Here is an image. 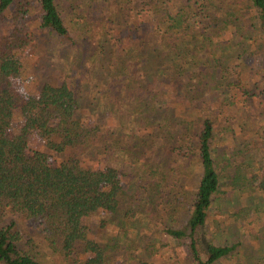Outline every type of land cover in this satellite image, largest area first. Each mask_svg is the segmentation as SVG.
Instances as JSON below:
<instances>
[{
  "label": "trees",
  "instance_id": "obj_1",
  "mask_svg": "<svg viewBox=\"0 0 264 264\" xmlns=\"http://www.w3.org/2000/svg\"><path fill=\"white\" fill-rule=\"evenodd\" d=\"M60 1L0 0V26L7 23L0 29V263L115 264L127 251L129 264H150L153 244L134 254L123 213L142 214L146 204L152 213L167 210L166 198L183 202L190 186L194 193L180 205L189 206L185 224H167L165 232L188 239L184 259L193 264L237 255L241 240L209 236L222 178L215 118L199 93L214 83L221 117L228 104L222 91L231 83L225 70H235L239 87L241 63L264 57V0H186L182 7L175 0H67L66 8ZM33 19L64 49L61 81L48 79L36 96L15 82L23 73L21 49L37 40ZM102 119L124 121L120 140L103 141ZM100 142L104 151L117 146L143 158L130 172L85 164L83 152ZM98 213L102 228L113 222L120 233L92 236L87 219ZM20 219L45 228L47 259L24 248Z\"/></svg>",
  "mask_w": 264,
  "mask_h": 264
},
{
  "label": "rangeland",
  "instance_id": "obj_2",
  "mask_svg": "<svg viewBox=\"0 0 264 264\" xmlns=\"http://www.w3.org/2000/svg\"><path fill=\"white\" fill-rule=\"evenodd\" d=\"M184 1L186 0H175L179 7H182ZM60 2L63 8L67 7V0ZM66 21L71 32L77 33L78 25L71 21L69 16L66 17ZM2 22L0 29L7 28L5 19ZM38 22L39 19L35 21L33 19L30 24V33L37 40H33L27 47L21 49L23 73L15 80L17 86L30 96H36L41 85L48 79L61 81L63 75L60 66L63 63L61 56L64 54V49H61L55 38L39 28ZM56 47L59 53L54 52L53 48ZM204 58L207 57L204 56ZM240 66L243 82L239 87L232 83L236 79L235 70H225V76L231 75L227 79V82L231 83L222 91V98L226 96L228 104L221 117L216 115L217 107L214 103L218 94L220 96V90L214 89V83H207L200 87L202 90L199 93L202 96L200 102L204 106L208 105V112L213 114L216 122L214 150L222 178V187L211 208L208 231L209 236L217 241L226 240L232 243L241 240V245L238 246L239 253L223 260L222 264H264V186L262 185L264 182V57H257L253 64L250 61H243ZM145 89L148 90V88ZM123 112L128 114L127 107ZM102 122H105L103 141L106 142L120 140L124 131L127 130V126L121 127L125 125L124 121L115 124L112 119H102ZM132 124L131 119L128 121V126ZM32 140L34 145L41 147V143L35 137ZM104 147L105 144L100 142L86 149L82 154L84 163L91 166L113 164L130 172L132 165L137 164V158L139 157V160L143 158V155L137 151L144 150L139 147H136L135 151L140 156L125 154L117 146L108 151H104ZM172 149L169 147L168 152L171 153ZM233 156L236 157L233 158ZM243 161L248 166L238 168V164ZM233 174L237 177L232 176ZM248 180L251 185L242 189L241 183ZM194 181L195 178H191L189 183ZM194 189L195 186H190L183 202L187 200L186 197L194 193ZM167 191V188L164 189V194ZM166 199L167 210H161L163 206H160L159 211L156 207L155 212L152 213L149 211L150 206L146 204L142 214L132 210L123 213L126 220L130 221L128 235L136 238L134 254L143 249L145 244H153L151 248L154 251L153 257H146L149 258L150 264H193L189 259L187 261L184 259L188 239H175L164 229L167 224L183 226L189 213V206L187 210L180 207L183 205L180 195H174L173 201ZM246 205L250 207L244 209ZM101 218L102 214L98 213L87 219L92 236L106 240L120 233L119 227L113 222H110L108 227L102 228ZM19 225L24 248H33L35 252L41 253L39 257L43 260L47 259L48 249L44 243L45 228L30 220L20 219ZM121 260H124V263ZM129 263V252L124 251L115 264Z\"/></svg>",
  "mask_w": 264,
  "mask_h": 264
}]
</instances>
